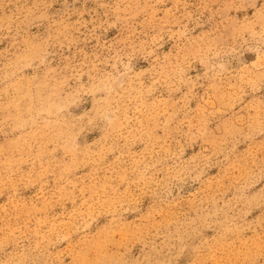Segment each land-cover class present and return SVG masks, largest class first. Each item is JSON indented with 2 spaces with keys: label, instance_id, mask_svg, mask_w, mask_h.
I'll list each match as a JSON object with an SVG mask.
<instances>
[{
  "label": "rangeland",
  "instance_id": "1",
  "mask_svg": "<svg viewBox=\"0 0 264 264\" xmlns=\"http://www.w3.org/2000/svg\"><path fill=\"white\" fill-rule=\"evenodd\" d=\"M0 264H264V0H0Z\"/></svg>",
  "mask_w": 264,
  "mask_h": 264
}]
</instances>
